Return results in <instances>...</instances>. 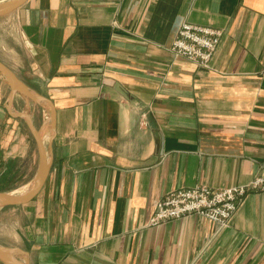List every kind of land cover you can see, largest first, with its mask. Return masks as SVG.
<instances>
[{"label": "crops", "instance_id": "1", "mask_svg": "<svg viewBox=\"0 0 264 264\" xmlns=\"http://www.w3.org/2000/svg\"><path fill=\"white\" fill-rule=\"evenodd\" d=\"M183 21L223 29L210 67L171 52ZM0 59L46 97L0 73V191L39 163L23 113L51 160L32 199L0 202V244L30 264H264V190L217 232L149 223L168 189L264 171V0H26L0 15Z\"/></svg>", "mask_w": 264, "mask_h": 264}, {"label": "built area", "instance_id": "2", "mask_svg": "<svg viewBox=\"0 0 264 264\" xmlns=\"http://www.w3.org/2000/svg\"><path fill=\"white\" fill-rule=\"evenodd\" d=\"M184 32L186 36L195 37L198 42H200L202 45H206L208 48H214L220 34V31L216 29L204 27H199L198 31H194L191 25L187 24L185 25ZM181 40L182 41L180 44L182 47H184L183 52L188 54L192 52L195 46L193 44H189V42H187L185 39ZM200 52L203 58L208 59L211 50L209 52ZM252 183V186H264V177L258 176L251 181V184ZM246 186L247 185H241V187L237 188H227L218 194L215 192L213 199L208 201L205 200V198H207L206 193H210L208 189H204L202 193L198 190L185 192L180 197L175 198L176 202L171 200L159 202L158 208L151 220L154 223H158L167 218L180 216L184 212H189V210L197 209L202 211V214L204 215L207 214L211 217L218 218L221 221H227L238 206L234 199L236 198L239 190L242 194H244L250 189ZM215 197L216 199L214 200ZM225 197H227V200H225Z\"/></svg>", "mask_w": 264, "mask_h": 264}, {"label": "rangeland", "instance_id": "3", "mask_svg": "<svg viewBox=\"0 0 264 264\" xmlns=\"http://www.w3.org/2000/svg\"><path fill=\"white\" fill-rule=\"evenodd\" d=\"M186 24L187 25H191V27L193 28L194 31H198L199 27L211 28V29H216V30L220 31V34L218 36V41L216 42L214 48L213 47L212 48H208L206 45H202L193 36H186L185 32H184ZM222 35H223V29L220 28V27H215V26L207 25V24H200V23H193V22L183 21L179 25V27L177 29V32H176L174 38L172 39V42L169 45V48H170L171 52L176 57L186 58V59H188L189 61L195 63L198 66L210 67L211 66V60H212V58H213V56L215 54V51H216V49H217V47H218V45L220 43ZM181 39H185L187 42H189V44H193L195 46V48H193L192 52H190L189 54L186 53V52H183V50H184L183 48L184 47H182L181 44H180V42L182 41ZM210 50H211V53H210V56H209L208 59L203 58L201 56V52L200 51L209 52ZM21 94H23V93H21ZM23 95H25V94H23ZM147 116H148V111L147 110L142 111V119H141V123L142 124H146ZM46 152H47V150H46ZM47 155H48V153H47ZM48 158H49V156H48ZM49 160H50V158H49ZM50 164H51V160H50ZM38 165H39V163H38ZM37 168H38V166H37ZM36 171H37V169H36ZM36 171H35V174H36ZM35 174H34V176H35ZM34 176H33V178H34ZM258 176L264 177V171H257V172L254 173L253 177L249 181L244 182V183L234 184V185L213 186V185H210V184L205 183V182H199V183H196L195 185H192V186H176V187H173L171 189H168L158 199V201L156 203V207H155L154 211L152 212V215L150 216L149 223L150 224H156L157 223V222H155V223L152 222L151 218L155 214V212H156V210L158 208L159 202H163V201H167V200H171L173 202H176L175 198L180 197L185 192L198 190L199 192L202 193V191L204 189H208L210 191V193H206L207 198H205V200L208 201V200L213 199L215 192H217V194H218V193H221L224 189H227V188H234V187L237 188V187H241V185H247L246 187H248L250 189L248 191H246V193L242 194L240 190L237 193V196H236V198L234 200H235V202L237 203L238 206L234 210L232 216L227 221H221L218 218L211 217V216H209L207 214L206 215L202 214V211H199L197 209H193V210H189V212H187V213L186 212L182 213L180 216L167 218L165 220H162V221L158 222V223H161V222H164V221H167V220H170V219H176V218H180V217H183V216H186V215H190V214H197V215H201L204 218H208V219H211V220L215 221L217 223V225H218L217 230H216V232H217V231L221 230L222 228L229 226L232 223V220H233V218L235 216V213H236L237 209L239 208V206L244 201L246 195H248L250 192L264 190V186H252L253 183L251 184V181L253 179L257 178ZM33 178H32V181H33ZM15 194H17V193H15ZM219 196H221V195H219ZM215 199H216V197L214 198V200ZM225 200H227V197H225ZM17 204H19V203H17ZM179 207H181V206H179Z\"/></svg>", "mask_w": 264, "mask_h": 264}, {"label": "water", "instance_id": "4", "mask_svg": "<svg viewBox=\"0 0 264 264\" xmlns=\"http://www.w3.org/2000/svg\"><path fill=\"white\" fill-rule=\"evenodd\" d=\"M25 1L26 0L0 1V15L12 11L13 9L17 8ZM0 73L4 76V78L8 81V83L11 86L10 97H12L16 92H21L36 101L46 99L45 96L35 91L26 82L20 79L18 75L14 72V70L10 68L6 63H4L1 59H0ZM23 115L27 118L29 126L38 143L39 154H40L39 165L31 185L24 192L15 194V193L0 191V202L2 204L23 203L32 199L41 189L50 169V160L46 152L45 144L42 139L40 129H38L34 125L33 121L31 120V117L27 113H23ZM53 117L54 115L52 111V114L50 115V119L52 121H53ZM16 254H24L26 256L24 257V260H21L16 256ZM0 258L11 264H30L29 258L27 256V251L15 246H7L0 244Z\"/></svg>", "mask_w": 264, "mask_h": 264}]
</instances>
